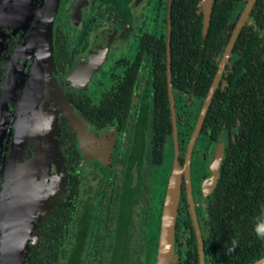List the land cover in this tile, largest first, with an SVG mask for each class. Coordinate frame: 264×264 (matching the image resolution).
<instances>
[{
	"label": "flooded vegetation",
	"instance_id": "af4514ba",
	"mask_svg": "<svg viewBox=\"0 0 264 264\" xmlns=\"http://www.w3.org/2000/svg\"><path fill=\"white\" fill-rule=\"evenodd\" d=\"M202 1L195 15L202 20L204 35L215 2L223 10L231 7L227 22L232 31L216 58V75L242 25L216 92L225 88L232 62L247 56L243 48L235 52L240 35L245 34L246 43L256 40L253 34L264 41V0H213L207 30ZM56 2L0 0V264L13 223L27 229V219L25 264L34 246L55 249L58 264H157L167 189L176 166L182 171L177 220L183 214L191 222L180 229V239L176 235L172 264L188 259L182 263L187 264L190 251L198 252L200 264L192 205L204 248L210 223L224 211L221 202H214L225 156L217 164V150L224 135L228 146L231 133L223 127L214 138L203 131L208 110L189 154L208 94L200 97L173 84V0ZM51 12L53 63L46 78L37 74L35 65L41 30ZM161 48L165 80L159 70ZM96 51L99 59L90 62ZM12 64L19 74L12 72ZM79 68L81 76L74 80ZM60 92L67 106L59 100ZM168 161L170 171L157 185L159 197L155 170ZM120 218L127 222L119 224ZM193 230L197 248L192 244L188 252L189 245H181L194 238Z\"/></svg>",
	"mask_w": 264,
	"mask_h": 264
},
{
	"label": "trees",
	"instance_id": "16d2710c",
	"mask_svg": "<svg viewBox=\"0 0 264 264\" xmlns=\"http://www.w3.org/2000/svg\"><path fill=\"white\" fill-rule=\"evenodd\" d=\"M197 4L198 0H173L172 79L178 89L206 97L216 75V58L229 42L232 26L227 21L231 7L223 10L215 2L210 28L204 35L202 20L195 15ZM240 36L235 52L243 48L247 56L239 54L240 58L232 62L233 71L225 77V88L219 87L215 92L203 127L214 138L223 127L231 133L214 198L215 203L223 204L224 211L210 223V235L204 241L206 264H254L264 257V41L258 34H253L256 40L247 43L245 34ZM250 54H255V58ZM159 56V70L165 80L164 48ZM119 222H127V218H120ZM190 222L183 214L178 218V238L180 229ZM56 236L57 230L53 229L51 239ZM192 236V240L181 245H189L188 252L192 244L197 248L194 230ZM189 253L187 264H199L198 252ZM126 255L129 262L132 252ZM179 255L183 258L181 251ZM187 261L182 259L179 263ZM26 264H58V252L34 246Z\"/></svg>",
	"mask_w": 264,
	"mask_h": 264
},
{
	"label": "water",
	"instance_id": "95a60500",
	"mask_svg": "<svg viewBox=\"0 0 264 264\" xmlns=\"http://www.w3.org/2000/svg\"><path fill=\"white\" fill-rule=\"evenodd\" d=\"M58 1L59 0H57V2ZM170 5H171V2H170ZM201 5L204 6V10L206 13L205 30H207V26L209 25L210 13H211L212 5H213V0H203L201 2ZM53 19H54V17L48 23L47 28L45 30V40H46L45 59H46L47 65H46V68H42V70H40V75L43 74L44 77L46 76V78L50 77V65L49 64L53 63V56H52L53 34H54ZM168 21L170 22V16H169ZM241 26L242 25L238 26V28L235 30V32L233 34V37L231 39V44L228 46V50L225 54L223 62L220 65V69H219V71L215 77L214 83H213V85H212V87L208 93V97L206 99L204 108L202 110L197 128L195 129V132H194L193 137H192V141H191L190 148H189V154H190L192 145L195 142L196 137L199 133L203 119L205 118V116L209 110L211 101H212L213 96L215 94V90L217 89V87L219 85V81L221 78L222 70H223L224 65H225V61L228 58L229 51H230V49L234 43L235 38L237 37V35L239 33V29ZM167 38H168V40L170 38V25L168 26V29H167ZM95 53L99 59V52L96 51ZM168 54H170V47L168 50ZM168 60H170V56H168ZM40 66H42V62H40ZM169 77H170V72H169ZM56 95H57V93H56ZM58 96H59V100H61L62 103L66 102L65 106H67L68 102L65 101L66 98L63 96L62 92H60L58 94ZM170 98H171V103H172L173 98H172V92L171 91H170ZM70 117L73 121L72 116H70ZM174 127L176 129V122L174 124ZM226 145H227V138H226V135H224L223 137H221V141L219 143L218 150H217V164L220 163L222 157L224 156V151H225ZM181 178H182V171L179 168V166L178 167L176 166L174 173L171 176L169 186L167 189L166 201H165L163 217H162V227H161L160 238H159V251H158V257H157V264H172L174 262V258L176 256L175 228H176V220H177V216H178L177 210H178V204H179L180 192H181ZM189 198H190L189 199L190 203L192 204L190 190H189ZM15 213L13 214V218H14ZM19 216H20V214L17 213L15 216L16 220H18ZM192 217H193V221H194V225H195V229H196V234H197L198 242H199L200 264H205L202 237H201L200 228L198 226V222L196 219V215H195L193 205H192ZM26 222H27V229H22L21 227H19V225L17 223H13L14 228L8 234L6 241H5V244H4V247L2 249L3 250V258H4L3 264H25V258L27 256V251H28L27 238H28V232L30 229L28 227H30L29 224H30L31 220L27 219ZM254 264H264V257Z\"/></svg>",
	"mask_w": 264,
	"mask_h": 264
},
{
	"label": "bare ground",
	"instance_id": "6f19581e",
	"mask_svg": "<svg viewBox=\"0 0 264 264\" xmlns=\"http://www.w3.org/2000/svg\"><path fill=\"white\" fill-rule=\"evenodd\" d=\"M52 16H53V12H51V13H47V21L44 23V25H43V29L41 30V34H42V38L43 39H39L40 41H41V46H40V51H39V53H38V56H37V59H36V61H37V66L35 65V68L37 67V74H40V70H42V68H46V59H45V55H46V40H45V30H46V28H47V25H48V22L50 21V19L52 18ZM102 51V50H101ZM91 57H94V58H92L91 59V61L90 62H92V60L94 61L96 58H97V55L96 54H94V55H92ZM88 58H90V57H88ZM41 59V60H40ZM40 62H42V66H40ZM88 63H89V59H88ZM83 65V64H82ZM86 65V64H85ZM84 65V66H85ZM83 67V66H82ZM11 68H12V71L13 70H15V67H14V65L12 64V66H11ZM82 69L81 68H79L78 69V71H77V73L73 76V79L74 80H78L79 78H80V76H81V74L80 73H82ZM18 73H19V71H18ZM39 86H42L41 84H38Z\"/></svg>",
	"mask_w": 264,
	"mask_h": 264
},
{
	"label": "rangeland",
	"instance_id": "374dc122",
	"mask_svg": "<svg viewBox=\"0 0 264 264\" xmlns=\"http://www.w3.org/2000/svg\"><path fill=\"white\" fill-rule=\"evenodd\" d=\"M16 9V8H14ZM3 17V16H2ZM13 73H18V69L15 68V70L12 71ZM19 74V73H18ZM41 89V88H40ZM41 92V90H39ZM38 92V91H37ZM195 112H197V109L194 110ZM171 161V158H170ZM166 162L162 167L156 168L155 170V176H154V181H155V187H154V191L156 196H161L162 192L158 189V183L163 181L167 175V173L170 171L171 165H169V162ZM171 164V162H170ZM158 197L156 198V202H158ZM155 205V204H154ZM153 228L156 229V223L154 222L153 224Z\"/></svg>",
	"mask_w": 264,
	"mask_h": 264
}]
</instances>
